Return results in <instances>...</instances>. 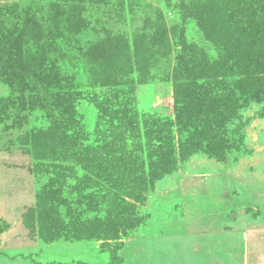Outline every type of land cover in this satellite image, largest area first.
<instances>
[{
  "label": "rangeland",
  "instance_id": "rangeland-1",
  "mask_svg": "<svg viewBox=\"0 0 264 264\" xmlns=\"http://www.w3.org/2000/svg\"><path fill=\"white\" fill-rule=\"evenodd\" d=\"M0 264H264V0H0Z\"/></svg>",
  "mask_w": 264,
  "mask_h": 264
},
{
  "label": "trees",
  "instance_id": "trees-1",
  "mask_svg": "<svg viewBox=\"0 0 264 264\" xmlns=\"http://www.w3.org/2000/svg\"><path fill=\"white\" fill-rule=\"evenodd\" d=\"M12 76V74H10ZM180 116V115H179ZM151 123V122H149ZM153 123V122H152ZM150 125H148V122L146 121L143 125V130H138L136 132V135H133L132 141L134 142V145L136 147V151L137 153L140 155V166H143L145 164L144 160H146V158H150L149 155L144 154L143 150V143H142V139L144 138V141H149V140H155L153 137H151L153 134H156V132L153 130H151V128H149ZM146 131V132H144ZM163 131L161 130L158 133H162ZM143 133V134H142ZM143 137V138H142ZM124 156V155H123ZM122 156V157H123ZM120 159V158H119ZM156 177H153V180H155Z\"/></svg>",
  "mask_w": 264,
  "mask_h": 264
}]
</instances>
